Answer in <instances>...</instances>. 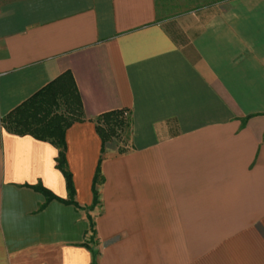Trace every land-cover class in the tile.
Returning <instances> with one entry per match:
<instances>
[{
    "label": "crops",
    "instance_id": "1",
    "mask_svg": "<svg viewBox=\"0 0 264 264\" xmlns=\"http://www.w3.org/2000/svg\"><path fill=\"white\" fill-rule=\"evenodd\" d=\"M156 1L0 0V264H264V0ZM65 71L78 207L43 206L32 185L67 199L57 149L1 118ZM120 108L90 208L93 119Z\"/></svg>",
    "mask_w": 264,
    "mask_h": 264
},
{
    "label": "trees",
    "instance_id": "2",
    "mask_svg": "<svg viewBox=\"0 0 264 264\" xmlns=\"http://www.w3.org/2000/svg\"><path fill=\"white\" fill-rule=\"evenodd\" d=\"M80 100L74 86L72 77L65 71L40 88L29 98L16 106L8 114L1 118L3 127L16 134H29L32 137L48 141L57 149L54 158V166L61 172L67 199H61L39 183L31 187L44 196L43 206L50 199L72 204L78 207L73 201V185L71 173L68 170L65 160L64 131L73 121L81 120ZM95 131L100 140V155L97 159L91 182L92 202L90 208L97 204L96 185L101 182L100 161L101 154L106 142L112 137L124 135V142L117 147L118 153L124 152L125 142L130 129V115L128 110L120 108L106 111L97 115L94 119ZM89 218V229L94 233L93 220ZM91 264L95 263L96 250L91 249Z\"/></svg>",
    "mask_w": 264,
    "mask_h": 264
},
{
    "label": "rangeland",
    "instance_id": "3",
    "mask_svg": "<svg viewBox=\"0 0 264 264\" xmlns=\"http://www.w3.org/2000/svg\"><path fill=\"white\" fill-rule=\"evenodd\" d=\"M156 10H157V12H158V18L161 20V19H163V18H166L169 14H171V12H174V11H177V10H175V8H173V6H170V8L168 7V6H166V5H163V3H162V0H157L156 1ZM162 24H166V23H168L167 21H165V20H163L162 22H161ZM125 140H124V135L123 134H121V136L120 137H112V139L111 140H109L108 142H106V144L107 143H112V144H114L115 143V145H122V143L124 142Z\"/></svg>",
    "mask_w": 264,
    "mask_h": 264
}]
</instances>
